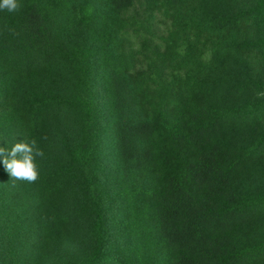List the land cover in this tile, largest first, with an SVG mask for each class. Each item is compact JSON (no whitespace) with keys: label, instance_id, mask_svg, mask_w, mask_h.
<instances>
[{"label":"trees","instance_id":"obj_1","mask_svg":"<svg viewBox=\"0 0 264 264\" xmlns=\"http://www.w3.org/2000/svg\"><path fill=\"white\" fill-rule=\"evenodd\" d=\"M20 4L0 147L42 155L31 183L0 165V264H264V0Z\"/></svg>","mask_w":264,"mask_h":264},{"label":"clouds","instance_id":"obj_2","mask_svg":"<svg viewBox=\"0 0 264 264\" xmlns=\"http://www.w3.org/2000/svg\"><path fill=\"white\" fill-rule=\"evenodd\" d=\"M20 7V0H0V12L15 13ZM41 155L36 141L24 138L10 148L0 147V165L13 180L31 183L38 179L37 158Z\"/></svg>","mask_w":264,"mask_h":264},{"label":"rangeland","instance_id":"obj_3","mask_svg":"<svg viewBox=\"0 0 264 264\" xmlns=\"http://www.w3.org/2000/svg\"><path fill=\"white\" fill-rule=\"evenodd\" d=\"M249 68H251L250 75L252 76V78L257 80L258 82L264 81V70L261 65H256L255 63H253L251 64ZM98 86L99 84L97 82L96 87L98 88ZM99 93H100L99 91H96L95 96L98 97ZM0 114H1V111H0ZM101 126L105 130V132L107 133L112 132L111 125L108 120L106 112H103L102 114ZM102 141H103L102 143L103 148L105 150L104 156L107 157L108 165L111 166L110 165L111 156L113 155V152H114V146L112 144V139L108 137L106 138V140H104L103 138ZM113 182H114V179L111 180V185ZM109 189H112V187H110ZM251 190L252 192L256 194H261V193L264 194V179L254 181L252 184ZM66 242H67V239L65 237L64 244H66ZM57 257H63V256H57ZM24 260L25 261H23L22 263H15V264H60L61 262H63V264L70 263V260L68 257L64 261L58 262L59 260H56L55 258H46V256L44 255H38L36 254L34 250H32ZM10 264H14V263H10Z\"/></svg>","mask_w":264,"mask_h":264}]
</instances>
